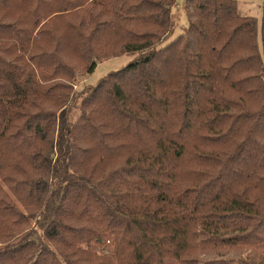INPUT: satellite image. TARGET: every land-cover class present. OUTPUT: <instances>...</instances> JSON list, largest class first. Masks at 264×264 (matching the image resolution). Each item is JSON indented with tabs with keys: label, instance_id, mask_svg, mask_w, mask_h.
<instances>
[{
	"label": "trees",
	"instance_id": "1",
	"mask_svg": "<svg viewBox=\"0 0 264 264\" xmlns=\"http://www.w3.org/2000/svg\"><path fill=\"white\" fill-rule=\"evenodd\" d=\"M12 1L0 173L26 212L0 185V264H264V20L185 0L168 42L178 0ZM138 49L74 122L76 79Z\"/></svg>",
	"mask_w": 264,
	"mask_h": 264
},
{
	"label": "rangeland",
	"instance_id": "2",
	"mask_svg": "<svg viewBox=\"0 0 264 264\" xmlns=\"http://www.w3.org/2000/svg\"><path fill=\"white\" fill-rule=\"evenodd\" d=\"M238 3V13L244 17H251L257 20L258 23V39L259 42L261 41V29L264 20V0H236ZM185 0H178V7L175 9V17L178 18L177 20V27L172 35V37L168 40V42L172 41L174 38L182 34L185 29L189 26L188 19L186 17L185 12L183 11V5ZM11 11H16L17 5L16 0H13L9 6ZM8 9V6H7ZM18 11V10H17ZM167 42V43H168ZM158 47V46H157ZM149 50V49H148ZM147 50V51H148ZM146 51H141V49L131 51L124 56L113 58L107 61H104L97 65L95 70L88 76L83 74L82 77H78L75 81L76 86H74L76 90V96L73 100V105L70 106L72 108V119L76 122L81 115L82 109L81 104L83 102V98L86 94L90 91V89L94 88V86L107 77L109 74L117 72L128 66L132 63L136 58L142 55ZM12 155H3L0 157V168L6 167V165L10 162ZM16 162V157L13 158V164ZM9 174V173H8ZM3 175L0 173V185L3 190L8 194L9 197L13 199V202L16 206L22 211L26 212L24 206H22L18 200L13 196L7 183L3 180ZM42 234V233H41ZM19 241L15 239L14 242L16 243ZM13 242V243H14ZM3 246L0 247L2 249ZM86 249L95 250L98 255H105L110 256L113 254L114 251V239L113 237L110 240H107L103 245H97L96 243L90 244Z\"/></svg>",
	"mask_w": 264,
	"mask_h": 264
}]
</instances>
